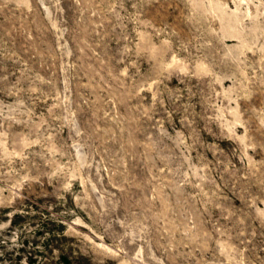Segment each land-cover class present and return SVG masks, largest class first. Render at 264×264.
Returning <instances> with one entry per match:
<instances>
[{
    "label": "rangeland",
    "instance_id": "rangeland-1",
    "mask_svg": "<svg viewBox=\"0 0 264 264\" xmlns=\"http://www.w3.org/2000/svg\"><path fill=\"white\" fill-rule=\"evenodd\" d=\"M0 264H264V0H0Z\"/></svg>",
    "mask_w": 264,
    "mask_h": 264
},
{
    "label": "trees",
    "instance_id": "trees-1",
    "mask_svg": "<svg viewBox=\"0 0 264 264\" xmlns=\"http://www.w3.org/2000/svg\"><path fill=\"white\" fill-rule=\"evenodd\" d=\"M62 259H63V261H64L65 263H67V262L69 261L68 258H67L66 256H63ZM29 262H31V260H29Z\"/></svg>",
    "mask_w": 264,
    "mask_h": 264
}]
</instances>
